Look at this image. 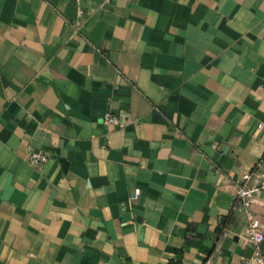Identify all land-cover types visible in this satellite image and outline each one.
Wrapping results in <instances>:
<instances>
[{
  "label": "crops",
  "instance_id": "1",
  "mask_svg": "<svg viewBox=\"0 0 264 264\" xmlns=\"http://www.w3.org/2000/svg\"><path fill=\"white\" fill-rule=\"evenodd\" d=\"M244 171L264 0H0V264H240Z\"/></svg>",
  "mask_w": 264,
  "mask_h": 264
},
{
  "label": "built area",
  "instance_id": "2",
  "mask_svg": "<svg viewBox=\"0 0 264 264\" xmlns=\"http://www.w3.org/2000/svg\"><path fill=\"white\" fill-rule=\"evenodd\" d=\"M102 121L108 126H122L124 121L116 115L106 111L102 116ZM261 126V123H258ZM50 155L42 149H31L26 156V159L31 164H37L46 161ZM252 174L249 171H244L241 176L236 177L232 183L230 191L233 197L232 208L238 212L244 221L242 236L252 243V253L243 255L240 264H264V252L261 248V243L264 239V233L261 228V223L254 211L252 210V202L255 197L264 192V174L258 175L255 181H252ZM138 194V189L133 193V196Z\"/></svg>",
  "mask_w": 264,
  "mask_h": 264
}]
</instances>
